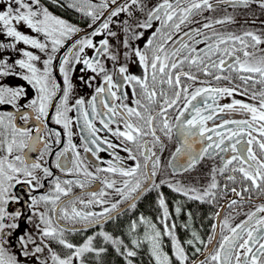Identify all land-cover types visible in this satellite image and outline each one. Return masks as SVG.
Masks as SVG:
<instances>
[{"label":"snow or ice","instance_id":"6c2138e0","mask_svg":"<svg viewBox=\"0 0 264 264\" xmlns=\"http://www.w3.org/2000/svg\"><path fill=\"white\" fill-rule=\"evenodd\" d=\"M229 7L264 15L0 0V264H264V19L217 28ZM152 193L157 215H135ZM189 202L218 209L206 233Z\"/></svg>","mask_w":264,"mask_h":264},{"label":"flooded vegetation","instance_id":"af4514ba","mask_svg":"<svg viewBox=\"0 0 264 264\" xmlns=\"http://www.w3.org/2000/svg\"><path fill=\"white\" fill-rule=\"evenodd\" d=\"M227 13L234 15L236 17L237 23L234 24V25L217 26V28H222L224 30H230V31H238L240 29V26L241 25H244V27L250 26V22H251V20L255 16H260V19H264V15H261L260 14L259 9H248V10H245L243 8H240V7H237L235 9L229 7V8H227ZM223 14H224V10L223 9H217L216 13H214L213 15H223ZM245 20H248L249 21V24H245L244 23ZM223 102L226 103L228 101L225 100ZM225 118H236V119H239V118H242V117L239 114H236V113H229ZM74 142H76V143H79L80 142L79 141V135H77L76 137H74ZM169 147L172 148L173 146L170 145ZM33 155H35V154H33ZM101 155L105 159H108L109 158L107 156V154H105V153H101ZM121 155H124V154L121 153ZM168 155H169V153L166 151L164 153L165 162L167 161ZM53 171H57V174H59L58 173V170L53 169ZM46 187H47V185H46ZM41 191H43V190H41ZM77 191H79V190L77 189ZM164 191H165L166 195L169 197L170 203H171L173 197H175V199H181L180 197H178L175 194L171 193L167 188H165ZM154 199H155V194L154 193L149 194L145 198H142L141 201L138 202V208H137V210L135 212V215H139L140 213H143L144 215H146L145 212H143L142 210L145 208V205L146 204L154 205ZM225 199H227V198H225ZM253 199H254L255 203H260L262 198L254 197ZM224 202H225L224 200H221L220 201L221 204H223ZM195 204H197V203L189 202L188 207L193 206ZM197 205H200V204H197ZM205 206L207 207V209H209V213L210 214L212 212L218 210V209L212 208L211 206L206 205V204H205ZM252 207H253V205H251V204H245L242 207H239L238 209H236V211H239L240 213H243V212H247ZM141 208H142V210H141ZM189 209H191L193 211V208H187V210H189ZM140 210H141V212H140ZM232 211L233 210H231V209L230 210H227V211L224 212V215H228L229 212H232ZM233 214H235V212H233ZM156 215H157V213H156ZM242 218H244V217L243 216H237L235 222H239V220L242 219ZM122 219H124V218H122ZM211 223H212V221H210V224ZM210 224H209L208 227L205 226L204 227V230H202V232H205L206 233L209 230V228H210ZM107 228H108V230L111 231V230H113V225L109 224V225H107ZM77 239H80V238L77 237Z\"/></svg>","mask_w":264,"mask_h":264},{"label":"trees","instance_id":"16d2710c","mask_svg":"<svg viewBox=\"0 0 264 264\" xmlns=\"http://www.w3.org/2000/svg\"><path fill=\"white\" fill-rule=\"evenodd\" d=\"M142 208H141V210H142ZM188 208H193V212L196 214L195 215V227L197 229L201 228V224H203L202 230H204L205 226L206 227L209 226L210 220H208V216L210 215V213H209V209H207V207L205 205L195 204V205L190 206ZM141 210H140V212H141ZM186 210H187V208L185 209V211ZM142 211L145 212L146 216H149L152 218H154L156 216V213H157L155 210V205H149V204H146L145 208ZM177 223L179 224L180 221L178 220ZM180 234L184 235L182 230H181ZM183 235L181 236L182 238L184 237ZM141 261H143V264H148V256H147L146 249L141 253V256H139L137 258V264H140ZM105 264H121V258L117 257L114 252H110V254L107 255L105 258Z\"/></svg>","mask_w":264,"mask_h":264}]
</instances>
